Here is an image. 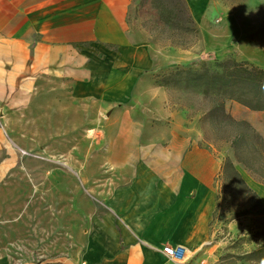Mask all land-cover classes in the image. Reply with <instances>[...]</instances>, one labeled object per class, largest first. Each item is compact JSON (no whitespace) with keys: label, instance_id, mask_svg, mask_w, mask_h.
<instances>
[{"label":"crops","instance_id":"1","mask_svg":"<svg viewBox=\"0 0 264 264\" xmlns=\"http://www.w3.org/2000/svg\"><path fill=\"white\" fill-rule=\"evenodd\" d=\"M135 1L0 0L1 83L67 86L73 100L96 107L93 124L103 144L102 177L89 182L85 175L96 169L78 170L98 198L84 251L19 264H175L164 247L182 246L191 255L209 237L222 162L164 109L165 88L151 80L159 67L154 44L129 22ZM184 2L198 22L210 0ZM230 108L234 120L250 121V110L235 102ZM245 175L264 218V184Z\"/></svg>","mask_w":264,"mask_h":264},{"label":"rangeland","instance_id":"2","mask_svg":"<svg viewBox=\"0 0 264 264\" xmlns=\"http://www.w3.org/2000/svg\"><path fill=\"white\" fill-rule=\"evenodd\" d=\"M168 1L161 0L175 14L184 13L179 0ZM156 5L136 0L129 22L143 28L154 44L152 54L159 67L151 80L165 88L164 109L183 123L187 133H197L198 146H209L222 163L231 160L251 183L226 143L236 129L230 130L219 114L212 113L215 93L206 94L192 75L204 69L217 72L216 63L227 59L264 70V0H210L206 13L194 22L195 35L170 34L160 27ZM1 73L0 258L13 264L77 258L86 247L90 219L98 208L92 183L85 182L78 170L96 169V175H85L89 182L102 177L98 170L103 144L93 124L96 107L92 101L73 100L67 86L61 89V83L50 80L8 87L1 83ZM164 79L171 83L163 86ZM21 82L18 79L17 85ZM233 103L225 102L232 118ZM248 119L264 139V112L250 111ZM239 153L246 150L239 148ZM258 167L264 169V163ZM227 187L221 180L216 183L209 237L189 257L186 254V264H264L261 205L241 190L228 193Z\"/></svg>","mask_w":264,"mask_h":264},{"label":"trees","instance_id":"3","mask_svg":"<svg viewBox=\"0 0 264 264\" xmlns=\"http://www.w3.org/2000/svg\"><path fill=\"white\" fill-rule=\"evenodd\" d=\"M151 1L156 3L157 8L160 9L158 23L164 30L167 29L170 34L179 35L187 33L195 35L197 33L191 15L187 8H184L183 0H179L181 2L180 9L184 12L182 14L177 12L175 14L161 0ZM168 2L172 3L171 0ZM150 35L154 34L150 33ZM166 46L176 47L170 43ZM208 58L210 57L208 56ZM216 67L217 72L211 73L208 69H204L201 73L192 75V80L196 86L204 88L206 94L209 90L215 93L212 113L219 114L221 123L230 130L236 129L226 138V143L229 142L230 147L234 150L235 161L244 167V170L254 181L264 184V169L258 167L264 163V139L247 122L236 121L225 111V102L231 101L250 111L264 112V70L250 66L247 62H236L230 59L216 63ZM162 83L163 86H167L171 81L164 79ZM239 148H244L246 153H239ZM219 180L227 184L228 193L241 190L260 204L258 196L248 188L231 160L225 159L222 163Z\"/></svg>","mask_w":264,"mask_h":264},{"label":"built area","instance_id":"4","mask_svg":"<svg viewBox=\"0 0 264 264\" xmlns=\"http://www.w3.org/2000/svg\"><path fill=\"white\" fill-rule=\"evenodd\" d=\"M162 251L169 261L175 264H186V250L184 249V247H164Z\"/></svg>","mask_w":264,"mask_h":264},{"label":"bare ground","instance_id":"5","mask_svg":"<svg viewBox=\"0 0 264 264\" xmlns=\"http://www.w3.org/2000/svg\"><path fill=\"white\" fill-rule=\"evenodd\" d=\"M186 252H187V251H186ZM187 255H188V256L190 255V254H189V252H188V254H187Z\"/></svg>","mask_w":264,"mask_h":264}]
</instances>
